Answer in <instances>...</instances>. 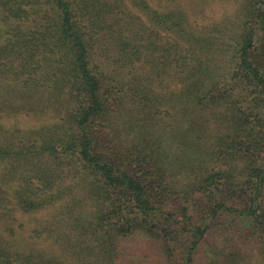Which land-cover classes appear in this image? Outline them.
Returning <instances> with one entry per match:
<instances>
[{
	"label": "trees",
	"instance_id": "obj_1",
	"mask_svg": "<svg viewBox=\"0 0 264 264\" xmlns=\"http://www.w3.org/2000/svg\"><path fill=\"white\" fill-rule=\"evenodd\" d=\"M183 2L0 0V264H264V0Z\"/></svg>",
	"mask_w": 264,
	"mask_h": 264
},
{
	"label": "rangeland",
	"instance_id": "obj_2",
	"mask_svg": "<svg viewBox=\"0 0 264 264\" xmlns=\"http://www.w3.org/2000/svg\"><path fill=\"white\" fill-rule=\"evenodd\" d=\"M191 0L183 2V8L189 12L190 20L196 24H205L207 21L217 22L221 14L224 12L227 14L231 7L230 0L223 2L221 0H215L213 3L211 0H204L202 3L198 0L196 7L191 4ZM197 10L196 16L190 15L193 10ZM7 125H16L18 127H29L39 123L38 120H34L32 117L19 116L5 122ZM18 223L23 224V231L29 235L32 228L35 226V222L29 217H19Z\"/></svg>",
	"mask_w": 264,
	"mask_h": 264
}]
</instances>
